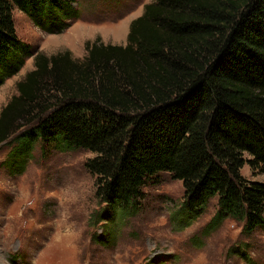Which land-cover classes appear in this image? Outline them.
Instances as JSON below:
<instances>
[{"label": "trees", "instance_id": "1", "mask_svg": "<svg viewBox=\"0 0 264 264\" xmlns=\"http://www.w3.org/2000/svg\"><path fill=\"white\" fill-rule=\"evenodd\" d=\"M75 4L0 0V85L32 57L12 11L59 33L78 16ZM86 51L81 62L67 50L37 53L16 83L0 111L11 173L36 146L92 153L85 166L101 206L92 224L110 227L112 244L161 173L182 183V227L216 198L210 227L232 219L246 236L264 231V181L240 173H264V0H152L131 21L125 46L97 40Z\"/></svg>", "mask_w": 264, "mask_h": 264}, {"label": "rangeland", "instance_id": "2", "mask_svg": "<svg viewBox=\"0 0 264 264\" xmlns=\"http://www.w3.org/2000/svg\"><path fill=\"white\" fill-rule=\"evenodd\" d=\"M151 1L77 0L78 16L59 33L42 31L14 9L17 36L31 47L32 57L0 85V111L16 95V83L34 69L35 54L49 57L67 50L81 62L87 43L125 46L131 21ZM10 150L0 146V264H264L263 230L246 236L232 219L210 227L216 198L182 227V183L167 173L143 188L138 212L119 225L112 244L106 237L110 227L101 231L100 224H92L101 207L95 177L85 166L92 153L51 148L44 154L36 146L21 172L13 174L6 165ZM240 173L247 181H264V173H252L248 166ZM98 234L104 241L93 239Z\"/></svg>", "mask_w": 264, "mask_h": 264}, {"label": "crops", "instance_id": "3", "mask_svg": "<svg viewBox=\"0 0 264 264\" xmlns=\"http://www.w3.org/2000/svg\"><path fill=\"white\" fill-rule=\"evenodd\" d=\"M114 45V44H113Z\"/></svg>", "mask_w": 264, "mask_h": 264}]
</instances>
